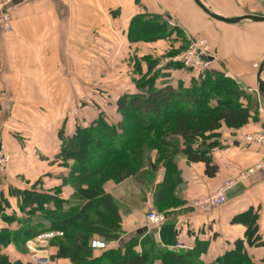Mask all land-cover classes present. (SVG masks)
Listing matches in <instances>:
<instances>
[{
	"label": "crops",
	"instance_id": "0c3cea01",
	"mask_svg": "<svg viewBox=\"0 0 264 264\" xmlns=\"http://www.w3.org/2000/svg\"><path fill=\"white\" fill-rule=\"evenodd\" d=\"M204 2L227 17L264 15V0ZM145 13L170 19L174 25L168 24L179 26L185 36L205 38L215 54L211 67L225 71L256 98L253 115L257 119L237 131L222 128V145L213 150V161L219 168L215 176L206 174L204 163L189 162L179 154V182L165 210H159L156 204L163 192L164 167L155 172L153 180L143 172L145 175L138 179L106 185L105 190L119 205L124 230L111 245L124 244L145 226L147 230L141 233L151 230L146 213L157 209L175 213L178 243L168 245L170 249L204 246L197 260L213 264L242 240L253 263L264 264V170L238 183L227 201L210 212L188 206L191 199L211 194L226 179L234 178L264 156L261 145L243 138L244 133L264 129V87L260 89L258 82L259 65L264 59V21L215 20L194 0L13 1L14 30L0 32V133L11 155L7 170L0 176V201L5 206L0 211V228L8 225L2 213L27 216L20 209L16 192L31 189L36 182L44 190L61 187L64 198L73 197L74 188L64 184L69 170L60 164V133L72 135L77 124H88L98 116V101H83V94L97 92V85H92L90 79L97 77L99 60H120L126 54L130 63L131 46L136 51L143 48L158 53L156 44L142 41L131 45L128 40L131 19ZM159 41L169 47L177 45L173 39ZM147 45L151 48L145 49ZM168 72L170 81L175 82L174 70ZM182 78L188 83L192 73ZM10 226L16 227V223ZM155 238L162 244L158 231ZM15 249L11 244L3 247L2 253L11 261L30 262L17 255ZM53 249L58 252L57 247ZM56 264L74 263L60 259Z\"/></svg>",
	"mask_w": 264,
	"mask_h": 264
},
{
	"label": "trees",
	"instance_id": "16d2710c",
	"mask_svg": "<svg viewBox=\"0 0 264 264\" xmlns=\"http://www.w3.org/2000/svg\"><path fill=\"white\" fill-rule=\"evenodd\" d=\"M127 36L131 45L158 39L179 43L185 37L179 26H170L164 16L150 13L135 15ZM129 58L134 77L140 75V81L135 80L138 91L116 99V119L100 110L90 123L77 124L72 135L60 133V164L69 170L64 184L74 187L73 197L64 198L61 187L44 190L38 187L40 182L31 189L18 190L20 209L27 216L2 213L8 225L0 228V264H33L11 261L2 253L3 247L12 244L22 251L27 240L52 229L64 232L53 242L59 247L58 254L69 253L74 264H205L197 260L204 246L179 251L169 248L178 243L174 212H166L167 219L161 225L134 234L124 244L111 245L124 230L119 205L104 188L110 178L102 176L111 170L116 184L138 179L147 161L142 144L151 146V139H157L159 152L154 162L149 161L148 173L153 180L160 165L165 168L163 192L156 203L159 210H165L179 182L177 156L184 154L189 162L204 163L206 174L215 176L219 168L213 161V150L222 145V128L237 131L257 119L253 115L257 100L225 71L208 67L193 72L188 83L183 78L172 83L165 78L170 76L168 70L182 67L181 63L172 61L161 70L156 68L160 58L153 55ZM141 59L145 70H141ZM5 203L9 205L7 200ZM3 207L0 201V211ZM14 222L16 227H11ZM94 238L105 240L108 246L93 248ZM213 264L254 263L238 240L234 249Z\"/></svg>",
	"mask_w": 264,
	"mask_h": 264
},
{
	"label": "rangeland",
	"instance_id": "374dc122",
	"mask_svg": "<svg viewBox=\"0 0 264 264\" xmlns=\"http://www.w3.org/2000/svg\"><path fill=\"white\" fill-rule=\"evenodd\" d=\"M193 38H200V37H196V36L188 37V36H185L182 42L179 41V43L177 42L176 46L175 45H171V47H169V45H167V44L164 45L162 41H159V39L158 40H153V41H148L150 44H154V45L156 44V45L159 46V49L157 50L158 53L149 52V51L144 50L143 48H141L138 51H136V50H134V48L131 47V51H129L130 52V56H131V53H132L133 56H137L138 59H139V57H142L144 55H153L154 57H158L160 59L157 62L156 67L157 66H162V68H160V69L164 70L165 65L170 63V61L172 62L173 61L172 59L174 57L182 55L183 53H185L189 49V47L191 45L190 44L191 43V39H193ZM208 45H209V43H208ZM148 46L149 45H147L144 48L145 49H150L151 46H149V47ZM209 47H210L211 53L213 55H215L214 52L212 51L210 45H209ZM170 51L173 52V53L169 54ZM125 55L126 54L121 56L123 59H120V60H117L116 58H114L113 60H110L109 56H104L105 59H106V57H109L108 58L109 60H106V62L99 60L98 69H97L98 70L97 77L90 79L92 81V85L93 84L97 85V92L96 93L93 92L92 94H86V95H85V93L83 94V101H84V99L86 101H88V99H89L92 102L98 101V104H97L98 113L102 109H107L105 111L110 113L113 118L117 117V109H116V103H115L116 99L120 95H122L123 93H133V92L135 93V92L138 91V87L136 86V81L135 80H137V78H140V75L139 76L136 75L137 77H134L133 72H132V70H133L132 65H131V63H129V61H127V57L125 58ZM168 56H170L171 58L166 60V58ZM140 62H141V66H142L141 70L142 69L145 70L146 69V64L144 63V61L142 59L140 60ZM174 62L182 64V67H177V68L173 69L174 70L173 80L175 82L178 79H182V76L185 75V74H188L190 72L191 73H193V72L195 73V71H199V70L205 69V68H193V67L187 66L182 61H179V60H176ZM165 78H170V77H165ZM183 79L185 80V78H183ZM137 81H140V80H137ZM108 102H111V103L108 104ZM92 109H95V108L92 106ZM84 111L86 113H90V110H84ZM93 112H94V110H92V113ZM151 143H152L151 146L148 145V143L147 144L146 143L142 144L144 146L145 150H146V154L145 155H146V158H147V161H145V164H144V167H143L145 169L144 173H148L149 172L150 167L148 166V163H149V161L150 162H152V161L154 162L156 160V158H157V150L160 147L157 139L156 140L151 139ZM158 152H159V150H158ZM161 165H160L159 168H161ZM136 168H137V165H136ZM141 170H142V168H141ZM144 173L142 171L140 173V175H142V174L145 175ZM152 173H154V171H152ZM110 174H112L111 170H107L102 176V178H104V179L106 177L110 178V179H107L105 181L104 188L106 187V185L116 184V181H115L116 179H115L114 174L113 175H110ZM147 176H149V175L147 174ZM67 185L72 186L71 184H67ZM218 188H219V186L217 187V189ZM214 192H212V193H214ZM195 198H197V197H195ZM60 237H62V236H60ZM56 238L50 239L45 246H42L40 244H37L36 246L38 247V249H44L45 248L47 250V252H48V254H49L50 258H51V264L58 263L60 259L71 260L69 253H62V254L59 253L58 254V252H55V250L53 249L54 246L57 247V250L59 251V247L56 246L55 243L53 242L54 239H56ZM12 246H13V248L15 247L14 245H12ZM15 250H16L17 255H22L26 259H28V261H31V262H32L31 258L36 254L35 251L31 250L27 246V242H26V245L24 246V248H22V251H19L17 248Z\"/></svg>",
	"mask_w": 264,
	"mask_h": 264
},
{
	"label": "built area",
	"instance_id": "2783aa9c",
	"mask_svg": "<svg viewBox=\"0 0 264 264\" xmlns=\"http://www.w3.org/2000/svg\"><path fill=\"white\" fill-rule=\"evenodd\" d=\"M14 0H0V32L13 31V15L12 5ZM171 25L174 22L168 20ZM189 49L182 55L174 57L172 60L182 61L185 65L193 68H208L211 66L215 56L211 53L210 47L206 39L193 38L191 39ZM257 66V65H256ZM245 141L256 143L264 148V129L255 132H248L243 134ZM11 161V155L7 143L0 133V176L5 173ZM264 170V156L254 165L242 170L237 176L225 180L219 188L214 192L204 197L193 198L189 201L188 206L196 211L210 212L217 207L222 206L228 198L229 192L240 182L249 178L251 175ZM167 219L165 212L157 209H151L146 214V222L148 226H159ZM64 232L58 229L45 230L38 233L33 238L27 241V246L36 252L31 258L33 264H51V258L44 249H38L36 246L40 244L45 246L50 239L63 236ZM91 245L96 249H104L108 243L100 238H94Z\"/></svg>",
	"mask_w": 264,
	"mask_h": 264
},
{
	"label": "water",
	"instance_id": "95a60500",
	"mask_svg": "<svg viewBox=\"0 0 264 264\" xmlns=\"http://www.w3.org/2000/svg\"><path fill=\"white\" fill-rule=\"evenodd\" d=\"M194 2L197 4V6L204 11L210 18L219 20V21H224L228 23H238L241 21L245 20H251V21H264V15H252V14H246L242 16H235V17H227L224 15H221L214 11L210 6H208L204 0H194ZM113 15L116 16V14L113 12ZM263 71H264V59L261 61L258 69V82H259V87L262 89L264 87V76H263ZM147 226L138 229V232L141 233L143 230H147Z\"/></svg>",
	"mask_w": 264,
	"mask_h": 264
}]
</instances>
